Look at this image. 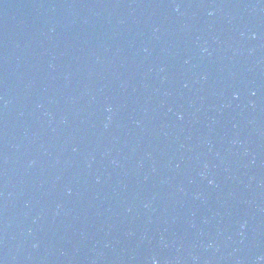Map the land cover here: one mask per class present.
Instances as JSON below:
<instances>
[{"label":"water","instance_id":"obj_1","mask_svg":"<svg viewBox=\"0 0 264 264\" xmlns=\"http://www.w3.org/2000/svg\"><path fill=\"white\" fill-rule=\"evenodd\" d=\"M0 264H264V0H0Z\"/></svg>","mask_w":264,"mask_h":264}]
</instances>
